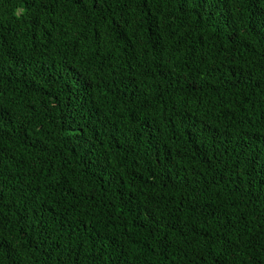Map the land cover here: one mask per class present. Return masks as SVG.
Instances as JSON below:
<instances>
[{
    "label": "trees",
    "instance_id": "16d2710c",
    "mask_svg": "<svg viewBox=\"0 0 264 264\" xmlns=\"http://www.w3.org/2000/svg\"><path fill=\"white\" fill-rule=\"evenodd\" d=\"M0 264H264V0H0Z\"/></svg>",
    "mask_w": 264,
    "mask_h": 264
}]
</instances>
